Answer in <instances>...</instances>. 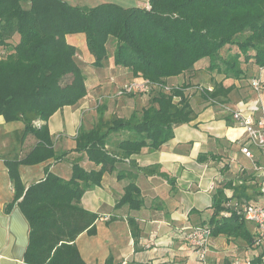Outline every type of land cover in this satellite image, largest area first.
<instances>
[{"label":"trees","instance_id":"obj_1","mask_svg":"<svg viewBox=\"0 0 264 264\" xmlns=\"http://www.w3.org/2000/svg\"><path fill=\"white\" fill-rule=\"evenodd\" d=\"M74 35L85 36L95 69L105 67L108 45L115 42L114 66L130 71L132 80L152 84L147 94L124 97L146 96L148 104L129 118L107 119L100 104L97 124L89 130L81 127L75 138L74 152L82 157L72 163L70 179L47 168L46 177L24 192L18 166L66 159L69 153L54 149L48 122L88 95L78 49L67 41ZM201 65L200 71L224 76L222 81L211 78V86L201 85L195 92L207 103H228L235 90L224 84L228 79L247 80L251 86L264 69V0H148L144 7L131 8L114 3L81 7L64 0H0V117L6 123H22L23 140L29 136L36 140L23 159L8 161L15 188L12 205L21 199L18 205L30 225L27 264H86L76 242L83 234L96 236V223L104 217L82 208L84 194L100 187L106 174L133 156L146 149L160 150L174 138L176 127L195 120L191 83L170 86L168 81ZM242 65L255 66L258 73L250 77ZM85 158L98 169H84L80 163ZM208 160L205 154L198 158L200 163ZM138 173L163 175L159 167L141 168L130 161L129 170L118 173L119 180L129 183L115 210L144 207ZM250 181L258 186L254 177ZM256 185L243 187L242 192L257 191ZM232 187V182L218 186L210 217L198 227L209 229L212 238L242 241L245 245L238 247L256 254L246 260L264 264L257 230L252 232L251 223L237 211V206L250 201L230 203L225 190ZM127 222L137 241L142 234L137 219L128 215ZM105 264L118 263L110 257Z\"/></svg>","mask_w":264,"mask_h":264},{"label":"crops","instance_id":"obj_2","mask_svg":"<svg viewBox=\"0 0 264 264\" xmlns=\"http://www.w3.org/2000/svg\"><path fill=\"white\" fill-rule=\"evenodd\" d=\"M64 1L81 7L111 3L94 0V6H89L87 3L93 0ZM147 3L148 0H140L135 7H144ZM67 41L78 49V60L83 64L87 77L88 95L76 107H65L58 111L48 122L54 149L58 154L69 153L66 159L18 166L24 192L46 177L47 168L66 180L70 179L72 163L82 157L74 152L75 138L81 127L89 130L97 124L100 104L106 108V119L112 115L129 118L135 110H141L148 104L146 96L117 98L116 93H111L114 89L112 81L118 87L132 80L130 71L116 68L113 64L115 42L111 41L108 45L109 59L105 67L95 69L85 36H68ZM111 44H114L112 52L109 49ZM201 68L202 65L193 73L170 79L169 85L195 84L204 75L207 77L206 83L210 81L207 86H211V78L217 81L224 79V76L200 71ZM242 68L250 77L258 73L255 66L242 65ZM179 79L182 81L179 82ZM224 84L235 86L227 104L207 103L191 88L189 95L195 120L176 127L174 138L160 150L146 149L131 158L130 161L139 167L156 166L163 174L146 176L138 173L136 184L145 202L141 210L131 212L127 207L114 209L129 183L128 179H118V173L129 170L128 160L119 165L116 172L106 174L100 187L84 194L82 208L104 217L96 223V236L83 234L76 242L86 264H105L110 257L118 264H197L186 236L191 229L202 226L209 219L213 196L220 184L232 182L233 187L225 190L232 204L247 199L253 203L260 202V185L250 181L252 177L257 179L254 161L241 152L245 141L243 129L227 111L230 107L253 102L255 95L247 80L228 79ZM35 145L36 140L32 136L23 140L22 123H6L0 117V264H27L25 257L30 244V225L18 205L21 199L12 205L15 188L8 161L23 159ZM201 154L207 155L209 160L200 163L198 158ZM212 156L216 158L212 159ZM80 165L87 171L98 169L87 158ZM252 185H256L257 191L242 192L243 187ZM128 215L135 217L140 225L142 234L137 241L131 235ZM249 227L252 232L256 231L254 225L250 224ZM243 244L224 236L212 238L208 264H223L227 259H246L256 255L251 250H245V247H238Z\"/></svg>","mask_w":264,"mask_h":264},{"label":"built area","instance_id":"obj_3","mask_svg":"<svg viewBox=\"0 0 264 264\" xmlns=\"http://www.w3.org/2000/svg\"><path fill=\"white\" fill-rule=\"evenodd\" d=\"M264 69L260 70L251 86L255 95L254 101L242 106L230 107L228 112L240 123L245 141L241 152L246 158L254 161V172L260 185V202H244L237 206L239 214L255 226L259 234V245H264ZM152 84L147 80H133L119 89L116 97H124L134 93L147 94ZM257 158L259 160H257ZM189 247L196 255L197 264H208V253L212 239L207 228L196 227L186 236ZM232 264H252L246 259H236Z\"/></svg>","mask_w":264,"mask_h":264},{"label":"rangeland","instance_id":"obj_4","mask_svg":"<svg viewBox=\"0 0 264 264\" xmlns=\"http://www.w3.org/2000/svg\"><path fill=\"white\" fill-rule=\"evenodd\" d=\"M107 1H109V2H111V3H114V4H118L119 6H122V7H124V8H131V7H135V6H137V4H138V2L140 1H138V0H107ZM95 1L93 0V1H90L89 3H87V4H89V6H94V3ZM113 47H114V44H111L110 46H109V49H110V52H112L113 51ZM86 74L88 75V72L86 71ZM207 77L204 75V76H201V77H199V80H196L195 81V84H191L192 85V91L195 93V92H197V91H199V87L201 86V85H206V84H208L210 81H208V83H206L207 81ZM131 81H133V80H129V81H127V82H125V83H123V84H121V85H118V87L116 86V84H115V81H112V83L111 84H113L114 85V89H112V88H109V89H112L111 91V93H117L118 91H119V89L120 88H122V86L123 85H125V84H127V83H129V82H131ZM179 82H181L182 81V79H179L178 80ZM112 87V86H111ZM251 88H252V86H251ZM108 91H110V90H108ZM251 91H252V89H251ZM113 93V94H114ZM195 94H197V93H195ZM115 95V94H114ZM138 95V94H137ZM139 96V95H138ZM116 97V96H115ZM118 98V97H117ZM120 98V97H119ZM240 244V243H239Z\"/></svg>","mask_w":264,"mask_h":264}]
</instances>
